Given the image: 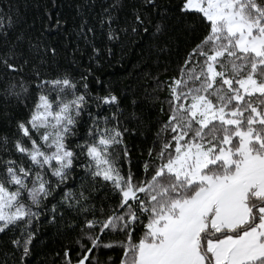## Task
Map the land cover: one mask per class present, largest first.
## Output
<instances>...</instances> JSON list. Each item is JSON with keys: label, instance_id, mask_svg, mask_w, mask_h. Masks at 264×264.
<instances>
[{"label": "snow or ice", "instance_id": "1", "mask_svg": "<svg viewBox=\"0 0 264 264\" xmlns=\"http://www.w3.org/2000/svg\"><path fill=\"white\" fill-rule=\"evenodd\" d=\"M96 8L0 0V264H31L44 225L75 235L57 264L73 243L75 264H105L88 255L101 246L120 264H264V0ZM125 40L176 58L143 99L96 74ZM136 136L150 144L133 172ZM102 190L115 204L98 217Z\"/></svg>", "mask_w": 264, "mask_h": 264}, {"label": "trees", "instance_id": "2", "mask_svg": "<svg viewBox=\"0 0 264 264\" xmlns=\"http://www.w3.org/2000/svg\"><path fill=\"white\" fill-rule=\"evenodd\" d=\"M104 2L105 0H96V11L100 10L99 4ZM170 24L174 28L179 27L174 21H170ZM124 47L126 49L125 52L116 49L119 63L116 60H112L109 64L106 59L105 61H102L103 71L97 72L96 74L106 81H111L118 90H122L126 95L131 96L135 94L143 99L146 95L153 94V89L155 87L154 77H159V80L165 81L176 74L175 56L156 54L154 51L150 50L149 42H147V40H134L132 42L125 40ZM120 57L123 58L120 59ZM70 60L71 56L67 55L65 58L61 59L60 62L62 64H67ZM81 64L85 66L88 64L86 56L82 58ZM165 95L166 90L159 92L161 99H163ZM142 106L146 108L149 107L147 104ZM156 107L158 108L159 105L157 104ZM166 107L167 106L165 105V108ZM155 111L156 109H153L150 114L155 116ZM6 131L7 129L0 125V134H3ZM127 143L132 151L133 172H138L142 167L139 161L146 159L145 150L149 146L150 141H146L143 136H136L129 138ZM78 187L79 180L73 185V189L78 190ZM94 195L96 199L93 200V203L98 209V217L100 216L99 209L101 207H103L105 213H107L108 207L110 205L114 206L115 204L114 197L104 199L103 190L94 193ZM74 238V234L60 235L57 233L55 227L44 225L39 230L37 240L34 241L35 250L29 258L31 264H57L59 259L57 254L59 253V255L62 256L64 245ZM119 239H122V237L118 233H109L107 230L105 231V234L101 236V241L104 244L115 242ZM83 243L88 244L87 240L83 241ZM0 245L5 248L10 247V245L7 244V238L0 239ZM88 246L90 247L91 245L88 244ZM78 253H80L79 246L74 243L71 244L69 255L73 258L74 264ZM88 255L89 259H99L100 261L105 262V264H107L109 258H111L115 264H120V260L123 258V250L115 246L111 248L101 246L98 249H93ZM9 259H11V257H9ZM85 264H88V262L85 261Z\"/></svg>", "mask_w": 264, "mask_h": 264}]
</instances>
